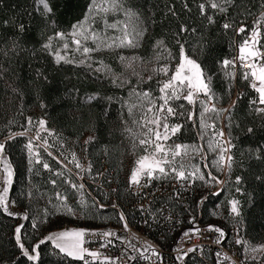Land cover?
<instances>
[{"label": "trees", "instance_id": "16d2710c", "mask_svg": "<svg viewBox=\"0 0 264 264\" xmlns=\"http://www.w3.org/2000/svg\"><path fill=\"white\" fill-rule=\"evenodd\" d=\"M48 3L52 12L44 16L43 6L38 0H0V65L3 66L0 75V140H5L9 129L12 132L25 131L29 117L34 123L45 119L46 127L59 134L63 147L54 137H49V144L53 145L49 148L52 156H48L43 148L40 149L41 156L53 171L63 170L62 165H67L72 181L84 184V197L90 211L80 207L79 193L63 183L69 176L67 170H64V177L52 175L42 165H32L33 171H29L28 153L24 145L29 137L34 136L36 129L33 127L27 136L8 141L5 153L14 170L9 201L29 217L21 229V242L25 247L31 252L48 232L69 226L84 224L86 229H98L119 225L122 223L118 218L120 212L112 207L113 204L122 209L133 225H141L146 219L145 227L151 228L154 233L163 231L159 221L163 214L158 211L162 205H167L183 217L190 212H200L201 222L215 221L229 236L235 230L241 240L253 246L264 245V114L255 111L264 105L251 103L253 99H258V94L250 87L249 81L243 79L242 73L247 69L235 65L229 70L222 66L223 60L238 56L239 44L248 36L253 21L264 11V0H233L224 13L212 9L206 0H124L126 7L139 13L145 25L146 35L140 57L148 60L157 51L156 42L163 40L171 52V59L177 63L180 44H183L186 54L196 59L211 77L216 96L213 103L218 108H230V112L221 113L218 118L213 114L212 119L215 130H218L222 128L221 120L224 117L226 137L232 143L231 170L218 171L212 167L211 160L218 154H211L208 148H205L204 155L209 167L205 168L202 164L205 175L211 171L224 181L222 186L218 190H207L202 181L196 180L193 182L196 196H190L185 203L171 197H156L146 217L136 206L140 199L133 194L132 184L127 177L133 140L124 129L130 127L135 119L128 113V104L137 102L135 97L129 96L135 87L130 83L118 87L112 83L110 76L96 73L76 60L74 63L57 64L54 56L43 49V44L55 32H68L73 24L82 20L90 0H48ZM200 3H205L204 15L200 14ZM209 16L213 19L212 23L207 19ZM225 23H232L234 27L225 29ZM21 24L24 25L23 32L19 31ZM181 25L188 30L181 31ZM240 26L246 27L245 33L238 34L234 30ZM14 44L18 47H14ZM260 45H264V27L261 28ZM55 47L54 40L53 50ZM100 59L111 69H119L120 61L116 54L110 53ZM226 71L235 72L234 78L226 77ZM143 87L151 91L154 97L160 95L154 79L148 80ZM88 97L95 99L88 101ZM108 97L113 99L110 101ZM159 103L162 101H157ZM173 103L174 106L183 104L184 108L177 107V111H184L185 115L169 119L171 124L183 125L170 141L206 146V137L201 138L202 109L199 101L195 105L183 99ZM188 112L193 113L192 119L187 118ZM9 121L14 123L9 125ZM89 135L94 139L85 144ZM71 152L76 153L82 165L86 162L85 169L91 164V173L80 171L68 163ZM36 169L40 170L39 175L34 174ZM237 177H240L239 182ZM52 179L57 180L56 186L50 182ZM30 190L32 196L28 195ZM57 191L67 194L68 204L79 213L78 221L76 216L53 208ZM215 192L219 194L213 195ZM196 197H207L200 208L195 203ZM49 199L52 203H49ZM232 199L239 201V217L231 214L229 201ZM93 201L96 202L95 207H92ZM100 204L105 207L100 208ZM45 208L50 214L47 222H42ZM152 217L156 220L154 224L150 223ZM34 219L37 228L32 227ZM18 221V216L8 215L0 209V264H84V261L60 252L51 241L40 244L37 260L29 261L21 255L16 243ZM239 247L243 251L245 245L239 244ZM256 261L264 264V252H260ZM95 264H99V261ZM190 264L203 263H193L191 260Z\"/></svg>", "mask_w": 264, "mask_h": 264}, {"label": "snow or ice", "instance_id": "6c2138e0", "mask_svg": "<svg viewBox=\"0 0 264 264\" xmlns=\"http://www.w3.org/2000/svg\"><path fill=\"white\" fill-rule=\"evenodd\" d=\"M210 7L214 10H218L220 13L227 11V6L233 3V0H206ZM39 4L43 5L42 15L47 16L52 12V9L48 3V0H38ZM187 7V5H185ZM264 8V4H262ZM200 14H205V3L199 4ZM110 13H123L124 20L114 21L109 23L107 17ZM209 23L213 22L211 16L207 17ZM103 23V28L95 27L97 21ZM7 23V22H5ZM225 29L233 28L232 23H225L223 25ZM264 27V11L253 21V26L248 36H246L243 41L239 44V54L234 56L231 60L225 59L222 62V66L227 69L229 66L235 68L236 62L240 63L241 68L244 67L246 62H249L248 71L242 73L243 79L249 81L250 87L258 94V99H253L252 104L264 105V52L260 51V37H261V28ZM114 29L118 35L109 36L108 30ZM188 29L181 25V31H187ZM238 34L245 33L246 27L240 26L234 29ZM19 31H24V25H19ZM146 29L143 26V23L140 20V15L131 7H126L124 0H90L88 9L82 20L77 21L72 25L70 32L57 31L54 36H50L46 43L43 44V49L48 51L49 54L54 56V59L57 64L64 63H74L75 61L69 59L67 51L70 48V44L74 45V51L80 53L81 59L78 61L80 65H86L88 68L92 69L96 73H103L106 76L111 77L113 84H116L118 87H122L123 84L127 83V80H120L112 73L111 68L104 63L103 60L99 61L98 67L93 68V56L95 52L102 50H114L117 48H138L140 46V41L143 39ZM61 41L62 44L60 47L53 50V41ZM91 42L94 46H89ZM179 43V41H178ZM258 45H260L258 47ZM14 47L18 45L14 44ZM155 47L161 49L164 52L168 53V56L171 57L170 50L167 49L163 40H158ZM62 51L65 54H61ZM121 63L126 69H132V74H140L135 71L134 62H140L141 57L132 56L125 57L121 55L119 57ZM163 59L161 52H157L154 56L155 61H160ZM152 63V61H149ZM169 65L167 63L155 66L151 68V73L148 77L149 80L153 76L163 75L167 77L165 80L157 81L159 87L160 95L158 97H153L150 91H137L136 88H133L129 92L130 97H135L139 104L132 102L128 104V113L129 116H134V109L139 107L141 110L140 119H133V123L142 129H146L142 135L138 136L134 130L130 127H125L124 131L129 135L133 140V148L137 147V141L139 146H143L144 154L139 156L135 161V166L131 170L130 175V184L136 185L138 187L145 186L141 183L144 177H147V183H150L153 179H167L172 177L177 181L187 182L189 180L195 182L196 180L202 181L205 185L212 184H223L224 181L218 179L217 176L213 175L211 171L207 173V176L203 171H201L198 164H193L192 160L195 155L203 152L202 147L197 146L196 144H187V143H175L168 144L167 142L171 139L172 136H175L178 132L181 131L183 127L180 123L170 124L169 119L177 116H184V111H177V107L180 109L184 108V105L174 106V101L183 99L190 105H195L197 101L201 105V122L200 128L202 130L201 138H203V129L210 127L215 129V123L212 124L205 123V114L212 113L215 118H218L219 114L230 112V108H218L216 104L211 101L216 99L215 93L212 90V81L211 77L205 72L201 67V64L197 62L196 59L190 58L184 49L183 44H180V53H179V63L176 65L174 71L169 76ZM3 73V66L0 65V75ZM225 76L229 79L234 78L235 72H225ZM142 79V78H141ZM13 91H16L13 89ZM186 92V94H185ZM200 94L206 99H199ZM88 101L94 100L95 97H88ZM112 97H108V100H112ZM157 101H162V103L157 104ZM43 107V105H42ZM258 113L264 114V107H257L255 109ZM193 113L188 112L187 118L192 119ZM9 125L13 124L14 121H9ZM47 121L43 118L39 119L35 123L32 118H28V126L23 132H12L9 129L7 137L5 140L0 141V183L3 184L2 190H0V209H3L5 213L11 216L17 215L9 211V201L8 193L11 185L13 184L14 170L6 156V143L8 141L14 140L18 136H27L28 132L35 127L36 131L34 136L28 138L27 143L24 147L28 153L29 160V171H33L32 165H42V168L48 170L54 176L64 177V170L69 172V176L63 180L64 184L70 185V187L79 193L80 200L79 204L82 209L89 210L90 207L87 204L84 197V184H77L71 179V170L67 169V165H62L60 171H53L49 163L43 159L41 156L40 149L43 148L48 156H52V152L49 151V148L53 145L49 144V137H54L58 142L61 143L63 147V142L58 133H55L54 130H50L46 127ZM252 131V129H249ZM47 133V135H42V133ZM223 138V130H218L213 133V139L208 140V150L210 152H216L219 149L217 158L212 161V167L216 168L218 171H224L225 167L230 171L233 158L230 155V150L232 147L231 140L224 141L223 144L217 142L215 146L213 145V140L215 137ZM94 137H89L85 144L90 143ZM63 155V152H61ZM71 159L68 160V163L73 164L76 169L80 171H87L91 173V164L88 165L87 169L79 161L75 152H71ZM54 159L56 157H53ZM205 157L202 156L201 159ZM64 159H68L67 156ZM58 163L61 161L58 160ZM205 168H208L209 165L205 164ZM39 169H36L34 174L39 175ZM79 176V173H76ZM82 178V177H81ZM237 182H239L240 177H237ZM54 186L57 185V180L52 179L50 181ZM239 191V189H237ZM219 192L213 193V195H218ZM29 196H32L31 190L28 193ZM44 195V194H41ZM207 197L204 198L206 200ZM14 203V202H13ZM49 203H52V200L49 199ZM231 206V214H234L235 217L240 216L239 210V201L232 199L229 201ZM96 206V202L93 201L92 207ZM100 208H104L105 205L100 204ZM113 208H116L117 205L113 204ZM53 208L56 210H63L64 214L78 216L79 213L77 210L68 204L67 194L57 191L56 192V203L53 204ZM47 208L44 210V216L42 222H47V217L49 215ZM24 219H28L27 213L23 216ZM119 220L123 222V227L125 230H129L128 221L123 212L119 213ZM195 218H193L194 220ZM23 225L17 226L15 228V239L18 247L21 250V255L26 257L29 261L37 260L38 251L40 244L45 243V241H51L60 252L65 253L67 256L73 257L84 261V264H95L96 261H99V264H115V259L109 257L98 250H89V248L84 245L88 242L86 240V234L96 235L100 237L105 242L101 243V248L106 249L109 245L115 247L110 237H115L116 233L111 230L99 231V230H90L82 228H73L65 229L63 231H52L48 236L36 244L31 252L28 248L25 247L24 243L21 242V229ZM32 227L37 228V223L35 219L32 222ZM208 230L217 233L215 237L216 243H223V238L226 236L225 231L215 225H209ZM189 232H200L199 228H192L184 232V236H188ZM135 235V234H133ZM117 239H122L117 237ZM237 244L245 245L246 255L250 254L253 260L257 259L255 255L257 252H264V245L253 246L248 241L236 240ZM134 247V246H132ZM148 248H152L153 255L160 257V253L156 249L149 245ZM148 248H145L144 251H148ZM179 251V249H177ZM195 251L194 248H189L188 252ZM188 252H184L183 255H177V260H183L184 256H187ZM35 253V254H32ZM86 255L91 257V260L86 259ZM143 256V252L140 253ZM217 264H222L223 261H227L230 258L226 253L216 252ZM130 260H135L136 257H129Z\"/></svg>", "mask_w": 264, "mask_h": 264}, {"label": "built area", "instance_id": "2783aa9c", "mask_svg": "<svg viewBox=\"0 0 264 264\" xmlns=\"http://www.w3.org/2000/svg\"><path fill=\"white\" fill-rule=\"evenodd\" d=\"M260 51L264 52V48H260ZM249 63L250 61L244 65L247 70H250ZM236 65L240 66V63L237 61ZM141 183L145 186L132 185V192L140 199L136 206L142 210L144 217H146L147 211L156 197H171L185 203L190 196H196L194 183L190 180L187 182L177 181L176 179L161 182L152 180L147 183V179H145ZM221 186L222 184L219 187ZM203 200V197L195 198L198 208L202 205ZM116 208L119 212H123L119 206ZM158 212L163 214L162 219L159 220L163 229L161 232L154 233L151 228H146L145 224L148 222L146 219L143 220L141 225H133L127 220L130 231L124 229L123 222L119 225L98 228L99 231L111 230L116 233L115 237L108 238L112 240L115 247L109 245L106 249L101 248V243L105 241L96 235L90 234H86L85 238L88 242L85 247L89 250H98L112 258H119L115 259V264H190L191 260L193 263L196 261L203 264H217V251L226 253L230 258L223 261L222 264H260L257 261L248 260L243 255L239 244L236 243V240H241V238L235 230L232 231V236H229L225 231L226 236L223 238V243L217 244L215 237L218 234L208 230L209 225L217 226V222H201L200 212L198 214L190 212L183 217L167 205H162ZM193 218L195 219L193 220ZM151 222L156 223L154 217H152ZM194 227L199 228L200 232H189L188 236H184L185 231ZM117 237L122 239H117ZM149 245L160 253L159 258L153 255L152 248H148ZM145 248H148V251H144ZM189 248H194L195 251L188 252ZM141 252H143V256L140 255ZM184 252H188L187 256H184L183 260H177V255H183ZM130 256L136 257V259L130 260ZM86 259L91 260V257L86 255Z\"/></svg>", "mask_w": 264, "mask_h": 264}, {"label": "rangeland", "instance_id": "374dc122", "mask_svg": "<svg viewBox=\"0 0 264 264\" xmlns=\"http://www.w3.org/2000/svg\"><path fill=\"white\" fill-rule=\"evenodd\" d=\"M41 6H43L41 4ZM109 23H112L114 21H117V20H120V21H123L124 20V15L123 13H110L108 14V17H107ZM141 20V19H140ZM142 22V20H141ZM143 23V22H142ZM143 26L145 28V25L143 23ZM95 27L97 28H100L102 29L103 28V23L101 21H97V23L95 24ZM71 31V30H70ZM68 31V32H70ZM109 36H113V35H118V33L114 30V29H109L108 30V33H107ZM146 35V31L144 33V36H143V39L140 41V46L138 48H117V49H114V50H102V51H99V52H95L92 54L93 56V60H94V63H93V67H98L99 64L98 62L101 61V57L102 56H105L107 54H110V53H114L117 55V57H120L121 55L125 56V57H132V56H137V57H140V51H141V48H142V44H143V40H144V37ZM62 44L61 41H58V40H55V48L57 47H60ZM89 46H94L91 44V42H89ZM74 45H71L70 44V48L67 51V55L70 59L72 60H76V61H79L81 59V56H80V53L78 52H75L73 49H74ZM55 50V49H54ZM157 52H161L162 56H163V59H161L160 61H155L154 60V56ZM61 54H65L64 51H62ZM142 58V57H141ZM191 58V57H190ZM193 59V58H192ZM120 61V59H119ZM149 61H152V63H149ZM167 63L169 65V68H170V71H169V76L172 74V72L174 71L176 65L179 63H175L173 62V60L171 59V57L168 56V54L166 52H164L163 50H159L157 49V51L154 52L153 56L150 57L148 60H145L142 58V60L140 62H134L135 64V71L138 72L140 74V76L138 77L137 75H133L132 74V69H126L124 67V65L121 63L120 61V65H119V69L117 70H112V73H114L116 75V77H118L119 79L121 80H127L128 82L127 83H130L132 84L136 89L137 91H148V90H145V88L143 87L144 84L149 80L148 77L150 75H152L151 73V68L152 67H155V66H159V65H162V64H165ZM231 66H229L227 69L230 70ZM116 71H118L116 73ZM231 72V71H230ZM142 78V79H141ZM154 80L156 81H160V80H165L167 79V77L163 76L162 74L161 75H158V76H153ZM151 92V91H150ZM152 93V92H151ZM186 94V92H185ZM152 96L154 97V94L152 93ZM155 98V97H154ZM199 99H206L203 94H200L199 96ZM198 102V101H197ZM137 104H139V101L136 102ZM213 101L210 102V104H212ZM201 106V105H200ZM202 111V110H201ZM135 119H140L141 117V110L139 109V107H137L136 109H134V116H133ZM213 114L212 113H207L205 114V123L206 124H212L213 122ZM223 120H224V117L222 118L221 120V129L223 130L224 132V136L223 138L221 137H215V139L213 140V145L215 146V144L217 142L223 144L224 141H227V137H226V131H225V128H224V123H223ZM170 123V122H169ZM171 124V123H170ZM130 128H132L134 130V132L140 136L142 135V133L144 131H146V129H142L140 127H138L137 125H135L134 123H132L130 125ZM221 129H218V130H221ZM212 130H215L213 128H210V127H206L205 129H203L204 131V135L206 137V146H204L203 144H196L197 146H200L202 147L203 149V152L200 153V154H197L194 156L193 160H192V163L193 164H198L200 166V169L201 171H203L202 169V164H207V160L204 158V159H201L202 156L205 157L204 155V150L205 148L207 149L208 148V140L209 139H213V133L215 131H218V130H215V131H212ZM90 137V135H89ZM1 141V140H0ZM168 144H172L173 142L172 141H168L167 142ZM133 148V146H132ZM219 152V149H217L216 152H210L211 154L215 155V154H218ZM144 154V151H143V146H139L138 145V141H137V147L134 149H131V157L129 156L128 157V160H129V163L127 165V169L129 171L127 177H129L130 179V175H131V170L132 168L135 166V161L138 159L139 156L143 155ZM217 157L215 156L214 158H212L211 160V163L214 159H216ZM84 167L86 168V162L83 163ZM225 170H226V167H225ZM224 170V171H225ZM204 172V171H203ZM0 177H2V173H0ZM147 178V177H144V179ZM168 178H172L171 176L168 177ZM221 180V179H219ZM223 181V180H221ZM221 184H212V185H206V188L207 190L208 189H215V190H218L220 187ZM3 188V184L0 183V190H2ZM11 188V187H10ZM10 191V189H9ZM8 201H9V193H8ZM9 211L12 212V213H16L17 215L15 216H18L19 217V221H18V224L17 226H20V225H23V223L25 222L26 219L23 218L25 212L17 207H15L10 201H9ZM222 216V215H221ZM80 219V217L76 216V220L78 221ZM219 219H222V217L219 216ZM218 219V220H219ZM223 220V219H222ZM73 228H82V229H86V227H84V224H82L81 226H69V227H66V228H63V229H57V230H53V231H63L65 229H73ZM90 230H100V229H94V228H91ZM52 231L48 232L47 233V236L51 233ZM85 246V245H84ZM255 246H258V245H255ZM245 249V248H244ZM243 249V255L250 261H253V259L251 258V255L248 254L246 255L245 253V250ZM259 254L260 252H257L255 255L257 256V259L258 260V257H259ZM254 260V261H256Z\"/></svg>", "mask_w": 264, "mask_h": 264}]
</instances>
